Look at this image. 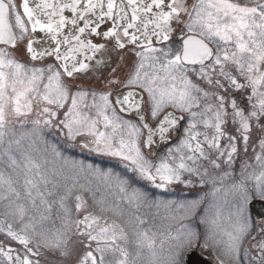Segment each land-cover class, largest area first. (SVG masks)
I'll return each instance as SVG.
<instances>
[{
    "label": "snow or ice",
    "instance_id": "obj_1",
    "mask_svg": "<svg viewBox=\"0 0 264 264\" xmlns=\"http://www.w3.org/2000/svg\"><path fill=\"white\" fill-rule=\"evenodd\" d=\"M173 22L183 25L179 43L171 41ZM21 43L29 61L49 59L25 62ZM0 45V147L8 145L0 164L10 169L0 167V264H68L72 257L74 264H186L187 252L209 246L219 251L218 264H243L242 250L247 264H264V227L254 231L250 215V205L264 201V0H195L191 10L182 0H0ZM127 45L140 51L133 50L137 60L120 79L119 65L105 54ZM106 68V90L76 84L77 74ZM29 121L33 136L54 129L68 146L115 158L161 189L189 185L192 177L203 184L212 177L202 162L219 169L226 157L231 164L239 143L248 151L253 127L261 136L252 145L255 166H244L253 170H242L230 186L227 227L219 209L210 220L201 217L209 225L201 244L182 221L195 216L203 197L180 204L170 217L173 243L160 257L156 233L141 229L136 214L148 198L130 178L69 159L55 144L47 150L58 168L28 151L19 159L11 154L20 145L13 125ZM181 129L163 154L155 151ZM81 173L115 195L97 198ZM249 238L257 249L250 260Z\"/></svg>",
    "mask_w": 264,
    "mask_h": 264
},
{
    "label": "rangeland",
    "instance_id": "obj_2",
    "mask_svg": "<svg viewBox=\"0 0 264 264\" xmlns=\"http://www.w3.org/2000/svg\"><path fill=\"white\" fill-rule=\"evenodd\" d=\"M182 2L189 10H191V5L195 2V0H182ZM181 19L187 20V15L181 13ZM181 27H183L182 24L178 25L173 22V28L175 29V31L172 33V41L176 42L175 40L179 35V30ZM113 56V67L119 65V70L116 73V76L120 79H123L121 72L128 60V54L124 51H114ZM121 57H123V60H121ZM109 73L110 71L105 72V74H103L102 76H99V74L97 73L90 74L93 75V77L95 78L94 83L101 89H99L98 91L106 90L105 85L107 79L109 78ZM242 104L246 106L247 101L243 100ZM13 127L16 130V137L20 138V145L17 146L14 143L11 147V154L17 159L20 158L21 152L28 151L31 152V154L42 164L44 163V159L46 158L49 161L47 165L49 169L53 167L58 168L61 162L53 161V157L51 155L50 150H47L49 144H55L60 148L63 155L68 157L69 159L80 161L85 165L91 164L94 168H99L102 171L111 170L114 173L120 174L122 177L130 178L131 186L144 193L148 198V203L142 205L140 209L136 212V214L144 220V223L140 225L141 229L149 230L150 234L156 233L155 249L158 256L160 257H163L167 254L169 247L173 243V241L168 236V232L172 231L174 233L176 225L170 220V217L176 213V209L180 204H187L190 201L198 200L203 197L200 206L196 209L195 216L189 218L188 220L182 221V223L188 224L196 229L200 236L201 244L203 243V239L206 236L209 228L208 224L200 223L201 217L207 216L210 220L212 217L215 216L217 209H219L222 217L221 224L223 227H227V216L229 213L231 202L233 201V196L229 191L230 186L233 182H238L241 179L242 170L245 172V174L253 170L252 167L245 168L244 166H255L252 145L258 143V140L261 136L260 130L253 127V130L250 133V146L248 148V151L245 152L243 148V143H239L238 151L234 155L231 164L225 163L226 157L221 158L218 161L220 163L219 169L210 166L207 161L202 162L204 167L208 169L209 176L212 177V179H210L209 177H205V182L203 184H201L200 179L198 177H192V183L189 185L174 183L172 185H169L165 189H161L153 186L148 181L134 177L133 174L128 172L127 169H125L121 163H112L111 157H104L96 155L94 153L92 155H88L76 152L73 148H71V146H68L66 144L64 139L54 129H43V131L41 132V139L31 134V130L33 128V125L31 123H15ZM228 128L230 131H234L230 123L228 125ZM181 134L182 129L179 132L173 133L172 140L170 141V143L165 145L163 148L155 151L158 154H163L167 147L172 146L174 143L177 142L178 137ZM7 147L8 145L7 143H5V145L0 147V152H2L3 149ZM258 150L259 149L257 148V151ZM2 159L6 160L7 157H2ZM0 167H5L6 170L10 171V169H7L6 164H0ZM226 172L231 174L225 177L224 180L221 182L220 177L224 176V173ZM71 179L72 177L69 176V183H71ZM78 179L82 183L90 182V186L95 191L97 198L107 197L109 200H111L112 197L115 195V193L106 190L105 185L90 174L81 173L78 176ZM185 179H188V177L185 176ZM217 189H219V191H216ZM214 191L216 192V194L213 196L211 195V193ZM85 195L87 196V194ZM167 202L174 203L170 207H165V204ZM158 203L159 206H157ZM89 204H91L90 200ZM125 207H127V205H125ZM250 215L253 217L251 209ZM53 218L55 219V213L53 214ZM253 220L254 231L257 228L264 227V223H257L260 220H264V218L257 220L253 217ZM56 226H59V221H56ZM251 245L252 242L249 238V241L245 244V247L249 249V260L252 256H255L257 254V249L252 248ZM204 249L211 252V254L213 255L212 261L214 262V264H218L217 257L219 255V251H214L211 246ZM147 255L148 252L145 249L142 253V257H146ZM239 258L243 262V264H247L244 259L243 250L241 251Z\"/></svg>",
    "mask_w": 264,
    "mask_h": 264
},
{
    "label": "flooded vegetation",
    "instance_id": "obj_3",
    "mask_svg": "<svg viewBox=\"0 0 264 264\" xmlns=\"http://www.w3.org/2000/svg\"><path fill=\"white\" fill-rule=\"evenodd\" d=\"M22 2V0H16V3H17V5H19L20 3ZM21 14H22V9H21ZM65 15L66 16H68L69 18H70V16H71V13L70 12H65ZM107 26H110V24L109 25H105V27H107ZM132 30H130V32H131ZM36 38H38V39H43V36H42V34H40L39 32H37L36 33ZM171 41H172V37H171ZM176 41V43H179L180 41L178 40V37H177V39L175 40ZM26 43V42H25ZM154 43V46H158V45H155V42H153ZM0 47H3V46H0ZM18 50H19V52H18ZM133 50H135V51H140V49H135L134 48V45H127L126 46V48L124 49V50H111V47H109V52L108 53H106L105 55L107 56V57H109L110 59H111V62H112V64H111V66L113 67V58H114V56H113V52L115 51H124V52H126L127 54H128V56H127V62H126V64H125V66H124V68H123V70H122V78L124 79L126 76H127V74H128V72L133 68V66H134V64H135V62H136V60H137V58H136V56L135 55H133ZM23 52H24V43H21L20 45H19V48L17 49V53H19L18 55L20 56V58L21 59H23L25 62H28V63H31V64H35V66H41L42 64H44L49 58L48 57H45L44 58V60H38V61H29L28 60V58H27V56L26 55H24L23 54ZM97 58H99V54H98V56H97ZM110 71V68H106V69H101V70H99V71H97V70H95V69H93V70H90V71H88L87 73H81V74H77V79H76V84L78 85V86H80V87H82V88H84V89H88V90H99L100 88H99V86H97L95 83H94V81H95V78L93 77V75H90V74H95V73H97V74H99V76H102L101 74H100V72H102L103 74H105V72H109ZM66 80L67 79H69V78H65ZM101 90V89H100ZM129 90H131V91H136V92H139L140 90L139 89H117V91H122V92H127V91H129ZM143 95H145V97H146V94H143ZM133 117H134V114H133ZM171 137H172V134H171ZM158 139V138H157ZM170 140H171V138H170ZM165 145H160L158 148H156L155 150H158V149H161V148H163ZM79 152H81V151H84V152H87L86 150H81L80 148H78V147H75Z\"/></svg>",
    "mask_w": 264,
    "mask_h": 264
},
{
    "label": "water",
    "instance_id": "obj_4",
    "mask_svg": "<svg viewBox=\"0 0 264 264\" xmlns=\"http://www.w3.org/2000/svg\"><path fill=\"white\" fill-rule=\"evenodd\" d=\"M255 219L264 218V201H255L250 205ZM186 264H214L210 259L202 255L197 249H192L185 255Z\"/></svg>",
    "mask_w": 264,
    "mask_h": 264
},
{
    "label": "trees",
    "instance_id": "obj_5",
    "mask_svg": "<svg viewBox=\"0 0 264 264\" xmlns=\"http://www.w3.org/2000/svg\"><path fill=\"white\" fill-rule=\"evenodd\" d=\"M73 239L75 240L76 238L74 237ZM199 249L206 257H209L211 259L213 258V255L211 254L210 251L205 250L204 248H201V247H199ZM74 260H75V257L70 258V260L68 261V264H74Z\"/></svg>",
    "mask_w": 264,
    "mask_h": 264
},
{
    "label": "bare ground",
    "instance_id": "obj_6",
    "mask_svg": "<svg viewBox=\"0 0 264 264\" xmlns=\"http://www.w3.org/2000/svg\"><path fill=\"white\" fill-rule=\"evenodd\" d=\"M231 206V205H230Z\"/></svg>",
    "mask_w": 264,
    "mask_h": 264
}]
</instances>
